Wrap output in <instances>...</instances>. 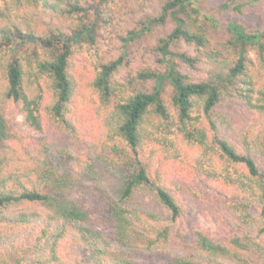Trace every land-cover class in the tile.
I'll return each mask as SVG.
<instances>
[{
	"label": "trees",
	"instance_id": "1",
	"mask_svg": "<svg viewBox=\"0 0 264 264\" xmlns=\"http://www.w3.org/2000/svg\"><path fill=\"white\" fill-rule=\"evenodd\" d=\"M91 1L0 0V142L7 132L1 111L7 102L18 103L25 121L37 130L41 129L42 110L66 135L74 130L71 104L76 86L71 58L77 46L96 42V22L87 21ZM260 1L264 2L250 0L254 4ZM159 2L157 13L147 18L143 28L123 38V52L100 62L91 82L94 92L106 106L115 135L135 152L156 132H174L198 146L208 163L232 166L235 176L226 173V178L246 199L241 205L245 215L251 216L250 221H244L247 230L224 242L196 231L189 243L177 249L179 233L175 226L182 214L181 204L170 187L153 180L145 166L136 161L132 171L120 172L112 196H107L113 226L109 236L93 228L87 209L68 196L75 182L67 173L54 176L59 188L54 194L29 189L16 194L0 183V219L18 225L36 222L40 217L30 208L33 203L47 211L41 237L32 251L12 261L0 253V264H83L63 262L57 252L58 242L74 231L90 250L85 261L94 264H136L124 253L134 249L131 241L135 239L144 242L138 249L147 252L145 258L162 264H264V78L249 65L250 51L264 56V32L230 21V37L219 39L211 26L200 20L196 0ZM33 7L51 17L76 22L40 29L27 18L33 16ZM221 7L229 5L223 3ZM153 26L167 27L152 50L161 68L139 67L132 74L129 71L124 82L117 73L128 64V45ZM179 42L192 45L199 57H208L213 64L209 78L194 79L180 69L179 62L192 66L202 59L175 51ZM30 44L35 47L31 49ZM167 86L172 89L170 105L163 96ZM224 96L237 98L241 111L219 114L216 107ZM246 114L256 115L262 127L260 137L252 139V147L246 144L241 152L228 138L236 129L229 119L241 123ZM204 118L207 128L201 124ZM84 168V178L92 179L88 162ZM20 203L27 207L8 215ZM250 205L258 208L261 219L252 217Z\"/></svg>",
	"mask_w": 264,
	"mask_h": 264
},
{
	"label": "rangeland",
	"instance_id": "2",
	"mask_svg": "<svg viewBox=\"0 0 264 264\" xmlns=\"http://www.w3.org/2000/svg\"><path fill=\"white\" fill-rule=\"evenodd\" d=\"M159 1L90 2L87 21L96 22V42L77 46L71 58V72L76 86L71 104L74 130L66 135L63 129L47 119L43 110L41 129L37 130L25 121L18 103L7 102L1 107L7 132L0 142V168L3 173L0 183L14 189L16 194L26 189L54 194L59 190L54 184V176L67 173L75 182L68 189V196L87 209L93 228L109 236L113 226L108 214L107 196H112V187L120 172L132 171L134 163L139 161L153 180L161 181L174 191L181 204L182 214L175 226V232L179 233L175 243L177 249L189 243L196 231L224 242L234 234L241 235L243 230H247L244 221L251 220L241 205V201L246 199L235 189L236 184H230L226 178V173L235 176V169L230 165L220 167L208 163L198 146L174 132L169 135L156 132L152 138L144 139L135 152L115 135L106 106L99 100L91 83L100 62L115 59L123 52V38L130 31L143 28L147 18L157 13ZM223 3H228L229 7L222 8ZM196 5L200 20L210 25L214 36L219 39L230 37L227 31L230 21L240 23L247 30L264 32L263 1L254 4L250 0H196ZM33 11V16L27 18L40 29H47L53 24L65 27L76 22L68 17H51L38 7H33ZM166 31V26H153L139 39L130 42L128 64L121 67L117 77L125 82L127 73L130 71L132 74L139 67L159 70L161 67L155 62L152 50ZM29 46L32 49L35 44ZM173 49L199 57L196 49L184 42L177 43ZM249 57L250 68L264 78V56L250 51ZM199 58L202 60L192 66L179 62V67L194 79L209 78L213 64L207 56ZM171 93L172 89L167 86L163 96L168 105ZM216 108L221 115L241 111L238 99L228 96H224ZM169 111L174 110L169 108ZM229 121L236 129L228 138H232L239 151L244 152L246 144L252 147V139L260 137L262 126L256 115L246 114L244 119H240L241 123L232 118ZM201 124L208 126L205 118ZM86 162L92 169L89 172L92 179L82 175ZM25 207L27 205L20 203L12 207L8 215H15L16 208L22 211ZM30 208L39 214L36 222L18 225L16 221L0 219V253L8 260L32 251L41 237L47 211L38 203L31 204ZM249 211L253 218L257 215L255 218L261 219L256 206L250 205ZM74 233L76 231L70 232L58 242L59 258L67 263L94 264L85 261L90 250ZM131 243L136 245L134 249L124 253L136 264H162L157 259L145 258L144 253L147 252L138 249L144 242L135 239Z\"/></svg>",
	"mask_w": 264,
	"mask_h": 264
}]
</instances>
